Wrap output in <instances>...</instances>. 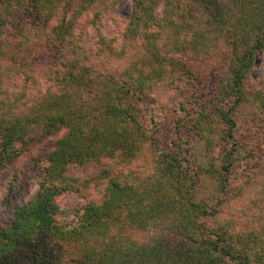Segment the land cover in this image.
<instances>
[{"label":"trees","instance_id":"16d2710c","mask_svg":"<svg viewBox=\"0 0 264 264\" xmlns=\"http://www.w3.org/2000/svg\"><path fill=\"white\" fill-rule=\"evenodd\" d=\"M119 1L0 0V177L56 136L28 200L5 179L15 201L0 264H264V145L248 149L246 179L229 178L239 122L264 135V83H250L264 0H131L119 43L98 31L85 47L79 20L96 27ZM221 45L212 100L188 94L185 75L198 80ZM147 100L177 115L169 146L150 133L137 105ZM84 166L95 169L76 173ZM66 192L82 209L58 204Z\"/></svg>","mask_w":264,"mask_h":264},{"label":"rangeland","instance_id":"374dc122","mask_svg":"<svg viewBox=\"0 0 264 264\" xmlns=\"http://www.w3.org/2000/svg\"><path fill=\"white\" fill-rule=\"evenodd\" d=\"M108 1L114 2V0H105V2ZM131 11V0H120L114 5L108 7V9L105 11H100L101 14L96 19V27H93L94 25L87 22V19H90L91 14L83 16L79 20V27L77 26V35L80 37V42L85 47L93 50L95 47V34L100 31L106 37H115V39L118 40L117 43H119L122 31L127 20L129 19ZM219 49L220 51L218 55L213 60H208L207 62L200 64L198 70V80L196 79L192 81L191 79L187 78V75H185L187 81L185 84V91L188 94L195 92L200 98H202V95L204 98L208 99L214 97L213 92H215L216 89L219 73L222 69H226L227 66L226 59L224 58L222 52V49L226 50V48H224V45H221L219 46ZM171 56H175V58L184 60V57H181V55L173 54ZM250 83L251 85L264 83V51L257 58L256 64L251 73ZM201 85L205 86V91L204 89L200 90ZM203 91L206 93L205 95L203 94ZM137 105L144 109V114L146 115L145 118L147 124L149 125L148 127L150 133L153 134V138L157 141L158 146L162 148L169 146L172 134L174 133L171 130L173 127L172 122L174 117L177 116L172 109L173 107L166 106L161 108V106L155 104L153 100H147L142 103L138 102ZM254 129L256 130V127L252 125V122H239L235 141L240 146L239 151L237 152L235 165L229 173V178L238 185L241 183V181L246 179V174L248 171L246 170L245 173L244 170L248 168L247 160L249 155L247 154H254L255 152H250L248 149H253L254 147L258 148L262 144L264 145V135L262 133V135L260 134V130L256 132ZM55 139L56 136L44 137L30 144L18 157V159L9 168H7V170H5L2 177H0V224H5L9 220L12 211L10 202L15 201L9 199L11 189L6 185L5 179L12 174V176H14L15 182H21L18 190L15 192L17 194L16 201L24 202L28 200L39 188L38 176L41 172L42 166L44 165V157L46 156L48 150L53 147ZM256 156L259 157V155ZM94 169L95 168L92 166H84L76 170V173L81 174V176H88L93 173ZM91 197L96 199L98 198V195L97 193H93L92 196H89L88 198ZM57 202L64 208L80 210L85 203V198L73 192H66L58 196ZM218 210V212L222 214L225 212V209L222 206H220ZM237 225L240 226L241 222ZM155 231L156 229L149 227V229L145 231H134V235L139 240H145L150 233Z\"/></svg>","mask_w":264,"mask_h":264}]
</instances>
